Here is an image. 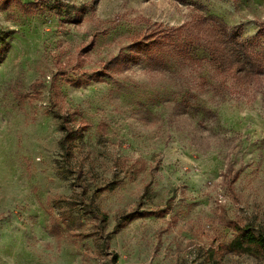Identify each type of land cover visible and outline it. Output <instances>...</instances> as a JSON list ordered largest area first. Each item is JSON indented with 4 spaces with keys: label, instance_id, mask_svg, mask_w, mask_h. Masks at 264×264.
Returning <instances> with one entry per match:
<instances>
[{
    "label": "rangeland",
    "instance_id": "374dc122",
    "mask_svg": "<svg viewBox=\"0 0 264 264\" xmlns=\"http://www.w3.org/2000/svg\"><path fill=\"white\" fill-rule=\"evenodd\" d=\"M0 3V264H264L217 254L235 239L231 221L264 230V77L229 85L219 104L203 92L216 117L202 124L173 117L171 81L145 65L91 78L128 50L140 18L178 27L214 15L248 39L264 28V0H48L33 16ZM71 118L84 137L65 165ZM108 184L94 199L101 233L81 201ZM70 213L74 230L55 233Z\"/></svg>",
    "mask_w": 264,
    "mask_h": 264
},
{
    "label": "trees",
    "instance_id": "16d2710c",
    "mask_svg": "<svg viewBox=\"0 0 264 264\" xmlns=\"http://www.w3.org/2000/svg\"><path fill=\"white\" fill-rule=\"evenodd\" d=\"M47 1L34 0L25 3L22 0H7V4H15L21 13L33 16L40 9H44ZM140 20L144 29L133 36L128 50H121L116 57L104 62L99 70L92 73L91 78L101 80L104 77H125L132 67L145 65L149 73L166 77L171 81L173 95L176 97L172 111L177 121L196 118L202 124L210 118H215L213 110L199 100L203 92H212L215 98L219 99L217 102L219 104L226 92L231 90L229 85H235L237 82V86H245L247 81L264 77V28H261L254 38L243 39L214 15L195 16L191 21L178 27L166 26L146 18ZM1 51L0 47V53ZM231 78L234 80L233 83L230 82ZM71 120L72 118L67 119L60 125L63 133L60 147L65 165L71 164L76 144L84 137L83 129L71 125ZM199 127L201 125L194 129L195 132L199 131ZM143 169L141 166L139 172ZM75 176L79 182L77 187L85 197L90 188L81 183L84 176L83 167L75 169ZM236 179L237 175L233 181ZM228 180L226 176V181ZM112 188L110 184L105 185L94 190L89 201H81L84 214L90 216V221L96 222L101 233L104 232L103 226L106 225L108 216L95 208L94 199ZM142 214L136 210L126 215L118 228H123ZM72 216L73 213H70L68 218L55 221L53 231L59 234L63 229L74 230L71 226L74 222ZM229 226L235 233V239L230 244H222L217 248V254L221 259L240 254L264 257L263 228L255 227L249 222L237 221H231Z\"/></svg>",
    "mask_w": 264,
    "mask_h": 264
}]
</instances>
